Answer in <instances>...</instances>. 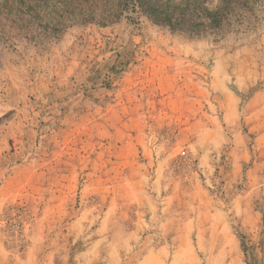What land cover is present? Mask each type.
I'll use <instances>...</instances> for the list:
<instances>
[{"label": "rangeland", "instance_id": "rangeland-1", "mask_svg": "<svg viewBox=\"0 0 264 264\" xmlns=\"http://www.w3.org/2000/svg\"><path fill=\"white\" fill-rule=\"evenodd\" d=\"M255 6L250 29L191 37L131 0H0V264L48 255L53 264H264V155L240 167L232 148L233 124L247 132L246 102L264 87V0ZM135 64L164 75L169 101L143 103L153 113L143 143L161 145L168 162L127 181L111 165L119 151L105 149L104 134L94 140L93 127L107 124ZM145 189L157 197H141ZM171 206L195 218L184 222L185 240L116 249L111 228L96 247L100 262L88 260L106 220Z\"/></svg>", "mask_w": 264, "mask_h": 264}, {"label": "crops", "instance_id": "crops-1", "mask_svg": "<svg viewBox=\"0 0 264 264\" xmlns=\"http://www.w3.org/2000/svg\"><path fill=\"white\" fill-rule=\"evenodd\" d=\"M129 65L131 66L132 64ZM143 66L142 64H135L133 68L127 67L125 69L123 77L120 79V83H118L117 91L114 92V96L110 101V108L104 111L103 116L107 124L98 128L96 126L93 127L94 140H96L97 134H104L106 141L104 143L105 149L119 151V153L114 154L111 158L113 159L111 165L114 164V167L118 166L119 172L126 173L129 179L127 181H132L133 176H135L136 180H143L154 170L158 173H163L165 171L164 166L168 162V157L161 154L164 153L161 145L157 144L153 146V144L147 141L143 143L145 117L153 116L152 111L144 110L143 103L145 101L162 102V100H166L160 98L161 92H159L161 79L164 75L161 74V77L153 72V68L144 69ZM171 79L174 80V77L170 78V75L167 74L164 82H170ZM168 101L169 99L166 100V102ZM244 119L247 132L246 130H241L239 122H237L233 124L232 134L233 155L240 167L249 162L253 157L259 158L264 155V87L253 92L247 100ZM110 138L111 140H108ZM113 139L117 141L112 142ZM93 148L96 149V141H94ZM156 148L160 153H155L154 155L153 152V156H148L146 159L141 156L140 158L131 157L136 151H142L144 154L154 151ZM151 166H155L156 168L149 171V167ZM161 167L162 169L160 170ZM141 197L155 199L157 194L145 189ZM169 197L174 198L173 194ZM172 203L174 202L172 201ZM109 215L108 219L113 218L111 217V212ZM190 215L185 209L177 211L175 208L172 209V206L170 208L147 207L136 209L134 216L129 214L127 221L120 223L117 221L116 224H113L112 221L106 220L93 233L95 234L94 236L100 238L91 242L85 255H87L88 260L100 262L99 257L94 256L97 253L96 247L101 246L104 242L102 240L104 231L111 228L114 230L112 233L113 239L107 242V245L114 246L116 249L131 245L133 244V240L140 239V242L143 244L147 243L148 245L157 241H161V243L166 241L165 244L162 243L159 246H165L172 241L173 244L177 240H185V238L180 237V233L184 230L185 221H195V218ZM110 222H112V226ZM32 262H34L33 258ZM53 262L52 257L48 255L44 264H53ZM82 264H89V261ZM100 264H109V261L107 263L101 262Z\"/></svg>", "mask_w": 264, "mask_h": 264}, {"label": "trees", "instance_id": "trees-1", "mask_svg": "<svg viewBox=\"0 0 264 264\" xmlns=\"http://www.w3.org/2000/svg\"><path fill=\"white\" fill-rule=\"evenodd\" d=\"M154 23L172 32L191 37L213 35L252 28L256 21L254 10L260 0H216L209 8L206 0H131ZM125 6V0H117Z\"/></svg>", "mask_w": 264, "mask_h": 264}, {"label": "built area", "instance_id": "built-area-1", "mask_svg": "<svg viewBox=\"0 0 264 264\" xmlns=\"http://www.w3.org/2000/svg\"><path fill=\"white\" fill-rule=\"evenodd\" d=\"M182 154L185 156V155H186V151H185V150H183V151H182ZM185 161H186V164H188V165H189V164H190V162H191L190 160H185Z\"/></svg>", "mask_w": 264, "mask_h": 264}]
</instances>
